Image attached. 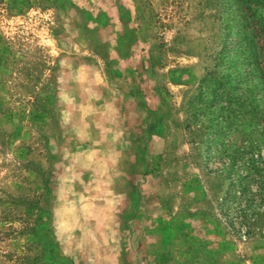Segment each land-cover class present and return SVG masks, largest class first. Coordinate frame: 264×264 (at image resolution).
Segmentation results:
<instances>
[{
  "label": "rangeland",
  "instance_id": "rangeland-1",
  "mask_svg": "<svg viewBox=\"0 0 264 264\" xmlns=\"http://www.w3.org/2000/svg\"><path fill=\"white\" fill-rule=\"evenodd\" d=\"M223 8L0 0V264H264V202L237 232L246 202L219 173L222 140L259 139L264 82L232 67L243 126L214 142L210 91L188 105L221 60Z\"/></svg>",
  "mask_w": 264,
  "mask_h": 264
},
{
  "label": "trees",
  "instance_id": "trees-1",
  "mask_svg": "<svg viewBox=\"0 0 264 264\" xmlns=\"http://www.w3.org/2000/svg\"><path fill=\"white\" fill-rule=\"evenodd\" d=\"M222 1L225 17L221 60L215 64L213 71L203 77L197 96L188 104L189 110H200L204 105L207 91H210L209 106L218 108L219 113L214 124L216 128L212 137L213 142L216 135L224 137L226 128L243 126L241 118L245 106L242 86L244 83L242 76L233 77L232 67L235 70L239 67L246 75L255 74L264 82V0ZM224 58H227L226 62ZM226 65L232 71L228 73L217 71ZM252 116L253 127L260 126L262 129L259 131V139H245L242 136L237 142L236 138H226V141L222 140L219 143L221 144L219 155L222 158L219 173L227 180L229 186L226 196L227 198L233 196V203L237 200L238 204L244 200L246 202V208L237 216L238 227L233 222V228L237 229V232L248 226V213L251 211V215L254 214L255 208L264 202V160L259 154L260 145L264 146V115L260 110L256 112L253 110ZM251 185H256L257 188L255 193H251L252 198L249 189ZM257 195L260 201L256 200Z\"/></svg>",
  "mask_w": 264,
  "mask_h": 264
}]
</instances>
